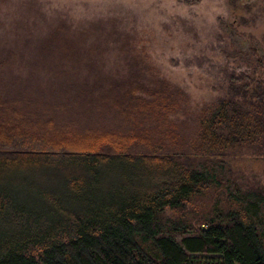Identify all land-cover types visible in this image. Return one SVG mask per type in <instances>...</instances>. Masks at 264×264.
Listing matches in <instances>:
<instances>
[{
	"label": "trees",
	"instance_id": "16d2710c",
	"mask_svg": "<svg viewBox=\"0 0 264 264\" xmlns=\"http://www.w3.org/2000/svg\"><path fill=\"white\" fill-rule=\"evenodd\" d=\"M60 75L0 89V149L13 150L0 155V264H264V187L239 194L222 167L236 148L264 158V88L236 78L185 140L170 117L184 93L156 75ZM209 187L227 209L178 241L191 225L165 212Z\"/></svg>",
	"mask_w": 264,
	"mask_h": 264
},
{
	"label": "rangeland",
	"instance_id": "374dc122",
	"mask_svg": "<svg viewBox=\"0 0 264 264\" xmlns=\"http://www.w3.org/2000/svg\"><path fill=\"white\" fill-rule=\"evenodd\" d=\"M67 70L108 82L142 73L149 84L156 75L184 93L182 110L170 117L180 138L191 139L200 111L227 97L231 82L239 78L249 94L264 88V0H0V89L13 80L46 85ZM234 151L222 167L239 194L264 187V158ZM225 201L224 188L209 187L181 212L166 211L191 225L174 238L206 227Z\"/></svg>",
	"mask_w": 264,
	"mask_h": 264
}]
</instances>
